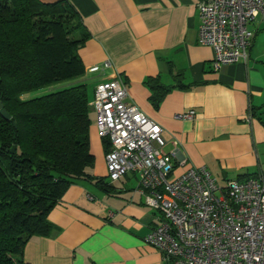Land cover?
I'll return each mask as SVG.
<instances>
[{
	"label": "crops",
	"instance_id": "0c3cea01",
	"mask_svg": "<svg viewBox=\"0 0 264 264\" xmlns=\"http://www.w3.org/2000/svg\"><path fill=\"white\" fill-rule=\"evenodd\" d=\"M67 1L89 34L78 50L83 77L98 74L91 85L90 110L95 87L119 80L128 102L161 128L164 151L177 148L178 157L185 159L184 166L173 160L176 172L203 167L219 183L264 178L263 16L248 25L253 39L247 62L214 70L212 48L198 42L203 0ZM105 63L107 68L88 72ZM83 77L77 84L86 85ZM150 78L170 89L157 106L150 101ZM189 111L195 113L192 120L175 119ZM89 142L93 156L92 150L105 152L92 126ZM104 172L101 177L88 173L104 178L112 192L93 181L70 185L48 215L53 226L49 236L32 237L25 244L23 264H167L144 242L160 224L159 212L143 204L134 176L110 182Z\"/></svg>",
	"mask_w": 264,
	"mask_h": 264
},
{
	"label": "trees",
	"instance_id": "16d2710c",
	"mask_svg": "<svg viewBox=\"0 0 264 264\" xmlns=\"http://www.w3.org/2000/svg\"><path fill=\"white\" fill-rule=\"evenodd\" d=\"M89 38L67 0H0V264H23L25 244L49 236L52 208L70 185L93 181L87 86L76 84L31 100L27 93L83 77L78 50ZM157 106L169 88L150 78ZM106 151V141H103Z\"/></svg>",
	"mask_w": 264,
	"mask_h": 264
},
{
	"label": "built area",
	"instance_id": "2783aa9c",
	"mask_svg": "<svg viewBox=\"0 0 264 264\" xmlns=\"http://www.w3.org/2000/svg\"><path fill=\"white\" fill-rule=\"evenodd\" d=\"M198 42L213 50L212 68L246 63L253 33L248 25L264 17V0H203ZM108 67L93 66L89 73ZM90 107L96 131L106 141L104 161L110 182L136 179L143 204L161 221L144 238L167 264H264V178L219 185L205 168L185 165L178 149L166 153L161 128L127 100L119 80L98 84ZM195 113L175 116L192 120ZM176 146V142H172Z\"/></svg>",
	"mask_w": 264,
	"mask_h": 264
},
{
	"label": "rangeland",
	"instance_id": "374dc122",
	"mask_svg": "<svg viewBox=\"0 0 264 264\" xmlns=\"http://www.w3.org/2000/svg\"><path fill=\"white\" fill-rule=\"evenodd\" d=\"M94 76L96 77V76H98V74L97 75H87V76H84L82 78L85 81L86 85H87V93H88L89 101L91 100V93H92L91 85H92V83L94 81V78H93ZM76 84H77V80L76 79L75 80H71V81H65V82H57V83H54V84H52L50 86L43 87V88L31 91V92L27 93L26 95H24L22 98L24 100L35 99V98L42 97V96H45V95L50 94V93H54V92H57V91H61L63 89H67V88L73 87ZM89 119L91 121V126L96 131V125H95L96 115H95V112L92 111V110L89 111ZM96 136L99 139L97 131H96ZM92 151L95 153L94 154L95 159H94L93 168L89 169L90 174L96 173V174L100 175V177H101V175L105 176V172H104V170L106 171L105 161L103 163V161H101V155L98 156L99 153L102 152L103 159H104L103 149H101V152L98 150L99 153L95 152L94 150H92ZM102 163L104 164V166H102ZM177 174H181V173L176 172V175ZM132 181L135 182L134 180H132ZM230 181H234V180H230ZM218 184L222 185V187L225 186V182H221V183L218 182Z\"/></svg>",
	"mask_w": 264,
	"mask_h": 264
},
{
	"label": "water",
	"instance_id": "95a60500",
	"mask_svg": "<svg viewBox=\"0 0 264 264\" xmlns=\"http://www.w3.org/2000/svg\"><path fill=\"white\" fill-rule=\"evenodd\" d=\"M0 115L4 120H9L10 116L9 114L3 109L2 104H0Z\"/></svg>",
	"mask_w": 264,
	"mask_h": 264
}]
</instances>
